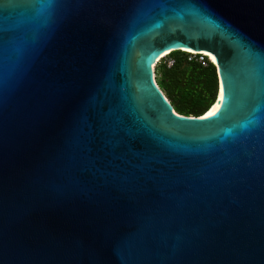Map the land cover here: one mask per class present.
Returning a JSON list of instances; mask_svg holds the SVG:
<instances>
[{
    "label": "water",
    "instance_id": "obj_1",
    "mask_svg": "<svg viewBox=\"0 0 264 264\" xmlns=\"http://www.w3.org/2000/svg\"><path fill=\"white\" fill-rule=\"evenodd\" d=\"M170 49L214 115L169 114ZM0 264H264V0H0Z\"/></svg>",
    "mask_w": 264,
    "mask_h": 264
},
{
    "label": "trees",
    "instance_id": "obj_2",
    "mask_svg": "<svg viewBox=\"0 0 264 264\" xmlns=\"http://www.w3.org/2000/svg\"><path fill=\"white\" fill-rule=\"evenodd\" d=\"M169 59L174 61L171 67H167L166 62L155 67V73L160 74L157 85L178 115L202 117L217 100L215 67L209 64L202 68L197 63L188 62L187 53L181 51L171 52Z\"/></svg>",
    "mask_w": 264,
    "mask_h": 264
},
{
    "label": "built area",
    "instance_id": "obj_3",
    "mask_svg": "<svg viewBox=\"0 0 264 264\" xmlns=\"http://www.w3.org/2000/svg\"><path fill=\"white\" fill-rule=\"evenodd\" d=\"M185 53H187V61L188 62H193V63H197L199 64L202 68H206L209 66V64H212L214 67L215 65L212 63V61L205 56H202L200 54H197L195 52H188V51H184ZM174 61L169 59L166 63L167 67H171L173 65Z\"/></svg>",
    "mask_w": 264,
    "mask_h": 264
},
{
    "label": "bare ground",
    "instance_id": "obj_4",
    "mask_svg": "<svg viewBox=\"0 0 264 264\" xmlns=\"http://www.w3.org/2000/svg\"><path fill=\"white\" fill-rule=\"evenodd\" d=\"M172 50H173V49H170V50H168V51L162 53V54L157 58L156 62L158 63L163 57H165L166 55L170 54ZM183 51L191 52V51H189V50H183ZM156 62H155V64H156ZM149 69L152 71V76H153V79H154V65L151 66ZM154 83H155V80H154ZM218 97H220V93L218 94ZM217 101H218V98H217L216 102L211 106V108L209 109V111L207 112L206 115H208L210 112L213 111V109H214V108L216 107V105H217ZM169 114H171V115H177L178 113H177L172 107H170V112H169ZM191 118H192V117H191Z\"/></svg>",
    "mask_w": 264,
    "mask_h": 264
},
{
    "label": "rangeland",
    "instance_id": "obj_5",
    "mask_svg": "<svg viewBox=\"0 0 264 264\" xmlns=\"http://www.w3.org/2000/svg\"><path fill=\"white\" fill-rule=\"evenodd\" d=\"M169 58H170V54H168V55H166L165 57H163L158 63H157V65L155 66V67H157V66H159V65H161V64H165V62L167 63V61L169 60ZM155 67H154V78H155V81H156V83H157V79H160V74L159 75H157L156 73H155ZM162 91V90H161ZM162 93L164 94V92L162 91ZM164 96H166L165 94H164ZM172 108L174 109V106L172 105ZM204 116V115H203ZM202 116V117H203ZM200 118V117H199Z\"/></svg>",
    "mask_w": 264,
    "mask_h": 264
},
{
    "label": "snow or ice",
    "instance_id": "obj_6",
    "mask_svg": "<svg viewBox=\"0 0 264 264\" xmlns=\"http://www.w3.org/2000/svg\"><path fill=\"white\" fill-rule=\"evenodd\" d=\"M224 99V94L223 92H221V95H220V100L222 101ZM220 108V105L217 104L216 107L213 109L212 112L209 113V115H214Z\"/></svg>",
    "mask_w": 264,
    "mask_h": 264
}]
</instances>
